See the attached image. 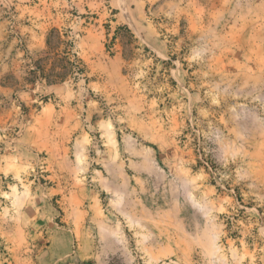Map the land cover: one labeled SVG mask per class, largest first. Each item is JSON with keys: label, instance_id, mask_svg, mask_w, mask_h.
Segmentation results:
<instances>
[{"label": "rangeland", "instance_id": "374dc122", "mask_svg": "<svg viewBox=\"0 0 264 264\" xmlns=\"http://www.w3.org/2000/svg\"><path fill=\"white\" fill-rule=\"evenodd\" d=\"M0 264H264V0H0Z\"/></svg>", "mask_w": 264, "mask_h": 264}]
</instances>
